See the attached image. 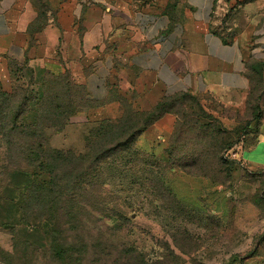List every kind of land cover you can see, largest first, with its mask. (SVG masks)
<instances>
[{
  "label": "rangeland",
  "instance_id": "1",
  "mask_svg": "<svg viewBox=\"0 0 264 264\" xmlns=\"http://www.w3.org/2000/svg\"><path fill=\"white\" fill-rule=\"evenodd\" d=\"M128 1L134 8L164 4L174 12L184 6V0ZM244 2L224 0L218 14L216 28L229 38L244 26L243 12L235 9ZM59 62L70 71L62 67L59 73ZM67 62L18 66L9 103L24 101L23 123L29 127L20 130L37 132L36 139L54 151L74 156L70 162L54 159L60 186L48 202L56 197L55 207L45 199L28 204L19 179L0 178V201L6 198L19 215L35 209L48 217L57 224L56 239L31 235L21 225H0V264H264V170L251 169L241 156L258 103L264 105L257 70L250 94H194L177 123L174 118L171 129L165 124L170 130L158 131L157 121L125 145L129 130L139 128L163 97L161 87L121 62L104 101L82 98L83 89L65 81L72 76L80 82L79 66ZM117 119L128 120L125 130ZM12 138L4 148L0 143V173L28 151L40 150L29 143L33 138ZM104 151L118 152L105 159ZM251 250L252 256L232 262Z\"/></svg>",
  "mask_w": 264,
  "mask_h": 264
},
{
  "label": "crops",
  "instance_id": "2",
  "mask_svg": "<svg viewBox=\"0 0 264 264\" xmlns=\"http://www.w3.org/2000/svg\"><path fill=\"white\" fill-rule=\"evenodd\" d=\"M225 5L184 0L174 12L156 3L134 8L128 0H0V87L12 89L16 63L64 58L79 66L78 80L96 101L107 97L121 62L149 75L166 95H247L248 64L264 61V0L235 8L245 20L235 38L216 28ZM174 118L166 114L155 127L170 130ZM241 151L251 169L264 170V115Z\"/></svg>",
  "mask_w": 264,
  "mask_h": 264
},
{
  "label": "trees",
  "instance_id": "3",
  "mask_svg": "<svg viewBox=\"0 0 264 264\" xmlns=\"http://www.w3.org/2000/svg\"><path fill=\"white\" fill-rule=\"evenodd\" d=\"M26 64H28V62L23 64L16 63L14 67H12L14 83L11 90H6L3 87H0V143L4 148V144L7 145V143L13 142V134H16L19 139H22L23 137L27 139L33 138L34 141H29V143L31 146H37L40 150L28 151L22 157V161L19 163L13 162L11 163V167L9 169L7 167L1 171L0 178L3 179L4 177H11L19 179L21 181V185L26 190H28V204H37V202L45 199L43 201H47L45 205L55 207L57 203L56 197L53 199V201H50V203L48 202L49 197L58 192L55 187L60 186L57 181V176L55 174L53 175V172L55 171L54 159L62 156L67 160V162H70L74 159V156L72 153L67 156H63L64 153L62 151H54L47 141H44V139H36L41 136L37 132L26 133L25 131L20 130L22 125H24L26 128L29 127L23 123L24 114L26 112V109H24V101H20L16 107H11L9 103L12 101L11 99L14 97L15 91L17 89L16 83L18 81L19 73L18 66ZM24 67H27V65ZM61 68L64 69L65 67L60 63V65L57 66L59 73L64 72L61 70ZM253 69H256L262 80H264V61H255L248 64V74L252 82L248 94L252 92L254 85L255 78L254 72L252 71ZM66 71H70V69L67 68ZM59 77L56 81H60ZM65 81L66 84L68 83L67 85L69 87H72L74 84L80 86L83 89L82 98L89 97L86 87L83 83L76 81L74 78H72V76H66ZM66 94L69 97L72 94V91L68 89ZM193 95L194 94L190 92H182L174 95L164 94L163 97L151 108L149 112L150 114L147 116L146 120L141 124V126L139 128L134 127L132 131L129 130L124 144L128 145L129 142H132L136 136L141 135L148 127L162 119L166 114H172L175 116L177 123L179 113L185 110V107L187 106L186 99ZM262 101H264V99H262ZM258 104L260 105V103ZM259 105V113L254 118L255 124L259 123L264 115V105H262V107ZM59 106L61 105L58 104L57 107ZM117 121L122 130H125L129 124L128 120L125 121V119H117ZM62 124L65 125L64 122H62ZM20 143L21 142H19V144ZM117 152L118 151H104V158H109ZM8 156L10 160H13L16 157L14 154H8ZM221 159L223 160L222 157ZM177 165L182 167L184 170L186 168L184 163H178ZM171 168L174 169L175 167L172 166ZM38 171L42 173H48L49 178L47 180L43 179V177H40ZM14 206L15 205L11 202H8L6 198L0 201V225L10 224L16 227L21 225V228L31 235H36L37 233H48L52 239H56L55 232H57L58 229L56 223H53L48 217H42V215L35 209L31 210L30 213L28 212V214L25 216L23 214L19 215L18 212L13 209ZM115 215L118 216V213ZM121 216H119L120 219ZM254 253L255 251L251 250L245 257L236 256L233 258L232 262L234 263L240 258H248Z\"/></svg>",
  "mask_w": 264,
  "mask_h": 264
}]
</instances>
